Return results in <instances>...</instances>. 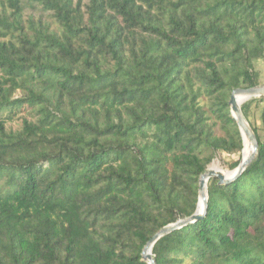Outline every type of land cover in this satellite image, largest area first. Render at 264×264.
Segmentation results:
<instances>
[{"label": "trees", "instance_id": "trees-1", "mask_svg": "<svg viewBox=\"0 0 264 264\" xmlns=\"http://www.w3.org/2000/svg\"><path fill=\"white\" fill-rule=\"evenodd\" d=\"M29 1L61 31L32 23L0 42V115L37 114L16 132L0 118V264H146V243L196 211L203 151L242 150L228 101L258 85L264 0ZM9 4L7 33L20 28ZM211 116L234 137L214 136ZM251 128L254 161L231 184L208 181L205 217L160 238L155 264H264V141Z\"/></svg>", "mask_w": 264, "mask_h": 264}, {"label": "rangeland", "instance_id": "rangeland-1", "mask_svg": "<svg viewBox=\"0 0 264 264\" xmlns=\"http://www.w3.org/2000/svg\"><path fill=\"white\" fill-rule=\"evenodd\" d=\"M10 0H0V14L6 15L10 21L13 20L12 14L14 9L9 4ZM19 3L20 7V28L18 30H10L9 33L5 31H0L5 36L0 34V42L4 41H12L16 42L18 38H20L21 34L31 35L32 31V23L38 25V23H42L48 27L49 32H55L57 34L60 33L61 29L53 16V12L44 10L42 6L37 3L30 2L29 0H16ZM78 0H73V3L76 4ZM175 1V0H173ZM88 0H81L82 8L87 5ZM84 10V9H83ZM164 18V17H163ZM253 72L257 77V86H264V56L253 62ZM1 75V73H0ZM195 86L194 88H198L200 85L199 81L194 79ZM21 91L18 90L15 93L14 98L20 97ZM213 102V98L209 97L202 91L201 97L198 99V103L202 106L208 113V116L211 115L210 108ZM244 105L247 106L245 110L246 120L251 125V127L255 128L257 134L259 135L261 141H264V127L262 125L261 115L264 109V97L250 99ZM243 105V106H244ZM0 118L5 120V128L7 132H16L22 129L23 121L34 122L37 119V114L33 110L28 109H19L15 110L12 113L4 112L0 115ZM216 122L215 126H212V131L214 136L216 137H234L235 128L232 125H225L221 122L215 120L214 117L211 116V120L208 121V124H212ZM222 124L225 126V129L222 128ZM212 157L211 162L206 166L208 169L209 165L216 161L218 163V167L224 171H232L234 169V164L241 158V152L237 153V151H233L231 153H222L217 152L213 153L207 149H205L202 153V158Z\"/></svg>", "mask_w": 264, "mask_h": 264}, {"label": "water", "instance_id": "water-1", "mask_svg": "<svg viewBox=\"0 0 264 264\" xmlns=\"http://www.w3.org/2000/svg\"><path fill=\"white\" fill-rule=\"evenodd\" d=\"M264 97V86H255L251 88H238L231 92L228 105L230 108V114L232 120L235 122L242 141L241 158L239 164L231 175L225 176L221 171H213L206 169L198 179V201L196 211L189 217L178 220L175 223L169 224L160 231H158L144 246L141 252V259L146 264H155L154 256L152 255V248L154 244L163 236L168 235L174 231L180 230L188 224L195 223L202 220L207 212L208 208V194L207 183L210 179H217L218 185H228L234 182L245 169L254 161L258 153V141L250 127L249 123L245 119L241 107L238 105V99L242 98H261ZM244 140L248 142L251 154L244 157Z\"/></svg>", "mask_w": 264, "mask_h": 264}, {"label": "bare ground", "instance_id": "bare-ground-1", "mask_svg": "<svg viewBox=\"0 0 264 264\" xmlns=\"http://www.w3.org/2000/svg\"><path fill=\"white\" fill-rule=\"evenodd\" d=\"M250 99L249 98H242V99H238V105L240 107H242L246 102H248ZM244 153H243V156L246 157V156H249L251 154V150H250V147H249V144L248 142H246L244 140ZM209 170H213V171H221L225 176H229L233 173L234 169L232 171H224V170H221L219 167H218V163L216 161L212 162L209 167H208ZM208 186V185H207Z\"/></svg>", "mask_w": 264, "mask_h": 264}]
</instances>
